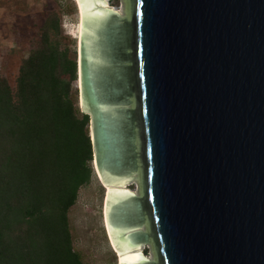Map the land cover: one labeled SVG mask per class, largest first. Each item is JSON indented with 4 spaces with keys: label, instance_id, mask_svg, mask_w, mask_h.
I'll list each match as a JSON object with an SVG mask.
<instances>
[{
    "label": "water",
    "instance_id": "obj_1",
    "mask_svg": "<svg viewBox=\"0 0 264 264\" xmlns=\"http://www.w3.org/2000/svg\"><path fill=\"white\" fill-rule=\"evenodd\" d=\"M78 2L119 264H264V0Z\"/></svg>",
    "mask_w": 264,
    "mask_h": 264
},
{
    "label": "trees",
    "instance_id": "obj_2",
    "mask_svg": "<svg viewBox=\"0 0 264 264\" xmlns=\"http://www.w3.org/2000/svg\"><path fill=\"white\" fill-rule=\"evenodd\" d=\"M76 80L75 51L52 11L14 84L0 75V264H84L68 217L93 174Z\"/></svg>",
    "mask_w": 264,
    "mask_h": 264
},
{
    "label": "rangeland",
    "instance_id": "obj_3",
    "mask_svg": "<svg viewBox=\"0 0 264 264\" xmlns=\"http://www.w3.org/2000/svg\"><path fill=\"white\" fill-rule=\"evenodd\" d=\"M108 3L113 9L120 10V0H108ZM52 11L59 14L63 42L74 49L76 59L79 46L76 0H0V75L6 76L11 85L21 58L37 40L38 28L45 15ZM78 108L83 112L79 104ZM92 169L89 184L79 189L76 203L68 214L73 248L84 264H119V253L111 245L103 221L109 187L98 170ZM126 185L134 192L137 190L135 182ZM142 249L149 257L148 245L144 244Z\"/></svg>",
    "mask_w": 264,
    "mask_h": 264
},
{
    "label": "bare ground",
    "instance_id": "obj_4",
    "mask_svg": "<svg viewBox=\"0 0 264 264\" xmlns=\"http://www.w3.org/2000/svg\"><path fill=\"white\" fill-rule=\"evenodd\" d=\"M77 1V5H78V10H79V33H78V37H79V46H80V35H81V24H82V15H81V9H80V5H79V2H78V0H76ZM105 2H106V6L107 7H112V6H110L109 5V3H108V0H105ZM112 10H114V11H117V9H113V7H112ZM79 46H78V49H79ZM77 86H80V84H79V82L77 81ZM79 105L81 106V100H80V103H79ZM95 169H97L98 170V168L97 167H95ZM99 172V171H98ZM126 184V183H125ZM125 184H124V188L125 189H127L128 191H130V192H134V191H132V189H130V187H129V185H126L125 186ZM108 190H109V188H108ZM105 204H106V201H105ZM104 225H105V230H106V232H107V235H108V239H109V241H110V243H111V245L112 246H114L113 245V243H112V240H111V238H110V235H109V231H108V227H107V222H106V216H105V205H104ZM141 254H142V256H143V249L141 250ZM144 257H146V256H144ZM119 261H120V256H119Z\"/></svg>",
    "mask_w": 264,
    "mask_h": 264
}]
</instances>
